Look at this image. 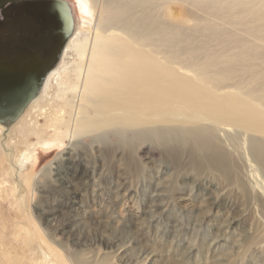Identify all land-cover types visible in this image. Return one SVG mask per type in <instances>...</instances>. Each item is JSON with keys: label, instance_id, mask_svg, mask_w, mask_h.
Returning <instances> with one entry per match:
<instances>
[{"label": "bare ground", "instance_id": "1", "mask_svg": "<svg viewBox=\"0 0 264 264\" xmlns=\"http://www.w3.org/2000/svg\"><path fill=\"white\" fill-rule=\"evenodd\" d=\"M75 1L81 25L63 0L0 4V80L36 87L25 106L0 107L7 183L27 184L36 152L78 149L84 138L102 166L113 154L131 153L126 162L135 175L145 173L139 157L148 152L159 151L175 171L187 158L196 172L230 184L226 195L209 193L214 208L232 212V198L239 199L253 219L241 258L227 264H264V223L254 219L264 218V0ZM235 152L249 167L242 176ZM41 173L49 185L53 173ZM120 221L112 237L121 241L133 221ZM48 236L28 249L26 264H132L123 254L131 245L101 240L108 252L64 256ZM134 264L154 263L145 254Z\"/></svg>", "mask_w": 264, "mask_h": 264}, {"label": "rangeland", "instance_id": "2", "mask_svg": "<svg viewBox=\"0 0 264 264\" xmlns=\"http://www.w3.org/2000/svg\"><path fill=\"white\" fill-rule=\"evenodd\" d=\"M63 1L72 8L76 24L81 25L82 15L77 10L76 1ZM35 91L36 87L25 81L10 84L2 79L0 107L25 106ZM78 142V149L67 144L66 149L58 147L49 153L36 152L32 169L28 165L24 174L27 184H19V188L7 183L4 167L0 166V251L6 249L11 253L9 257L16 259L15 262L0 255V264L31 261L27 254L32 255V252L28 249L37 247L40 235L46 240V235L54 237L56 243L50 246L64 256L77 252L90 256L96 252H108L101 240H110L115 245H131L123 254L125 261L132 264L141 261L145 254L150 255L154 264H181L184 260L189 264L239 261L240 244L248 237L253 219L245 216L246 205L241 203L239 206V199L232 198V207H235L232 212L226 206L214 208L209 193L212 197L224 192L226 195L231 189L217 173L196 172L187 166V158L183 160L184 166L175 171L163 161L160 152L155 151L139 157L145 173L135 175L126 162L131 153L126 157L113 154L102 166L95 160L100 155L95 145L91 146V140L84 138ZM126 148L124 145L120 150ZM240 152L238 150V154ZM236 154L242 170L240 175L245 174L248 164L244 165ZM81 160L79 166L77 163ZM42 170L53 173L49 182L52 186L46 185ZM172 180L176 184L171 188L168 185ZM127 217L132 219L133 226L120 241L119 236H112L119 231L120 220ZM254 219L264 223V218H259L258 214ZM55 222H60L63 230L52 235L51 227ZM237 243L240 246L237 247ZM225 253L228 255L224 256ZM238 264L251 263L245 260Z\"/></svg>", "mask_w": 264, "mask_h": 264}, {"label": "water", "instance_id": "3", "mask_svg": "<svg viewBox=\"0 0 264 264\" xmlns=\"http://www.w3.org/2000/svg\"><path fill=\"white\" fill-rule=\"evenodd\" d=\"M8 0H0V4H4L5 2H7ZM12 1H17V0H12Z\"/></svg>", "mask_w": 264, "mask_h": 264}]
</instances>
